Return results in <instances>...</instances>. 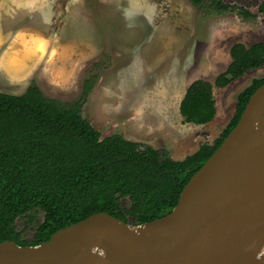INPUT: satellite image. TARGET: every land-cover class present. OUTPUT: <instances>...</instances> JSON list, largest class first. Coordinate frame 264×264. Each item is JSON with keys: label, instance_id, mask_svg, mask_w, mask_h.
Instances as JSON below:
<instances>
[{"label": "rangeland", "instance_id": "obj_1", "mask_svg": "<svg viewBox=\"0 0 264 264\" xmlns=\"http://www.w3.org/2000/svg\"><path fill=\"white\" fill-rule=\"evenodd\" d=\"M223 1L255 16L206 12L189 0H47L51 12L46 23L37 18L24 22L34 20L53 35L43 50L37 47L48 58L46 65L37 59L38 66L21 84L0 74V91L18 94L35 81L45 96L70 102L80 95L83 79L97 74L82 114L101 137L119 133L165 148L171 156L191 154L219 136L234 113L237 95L252 79L264 77L263 65L224 87L213 85L218 117L203 125L183 121L178 103L192 80L213 83L231 61L232 44L264 41L260 0ZM77 55L83 56L79 63ZM34 215L32 222L16 220L26 239L42 219V214Z\"/></svg>", "mask_w": 264, "mask_h": 264}, {"label": "trees", "instance_id": "obj_2", "mask_svg": "<svg viewBox=\"0 0 264 264\" xmlns=\"http://www.w3.org/2000/svg\"><path fill=\"white\" fill-rule=\"evenodd\" d=\"M189 1L206 12L236 13L244 19L255 16L223 0ZM258 9L264 13V0ZM229 55L231 61L213 83L197 78L187 85L179 102L184 122L203 125L214 118L213 85L224 87L248 69L263 66L264 41L249 46L236 42ZM97 76L84 78L80 95L70 102L45 96L35 81L20 94L0 91V242L36 245L97 212L132 224L166 214L192 174L235 126L249 96L264 82V77L254 78L237 95L232 117L211 144H200L176 160L165 148L119 133L101 137L81 113ZM36 212L42 219L32 238L26 239L16 220L32 222Z\"/></svg>", "mask_w": 264, "mask_h": 264}, {"label": "water", "instance_id": "obj_3", "mask_svg": "<svg viewBox=\"0 0 264 264\" xmlns=\"http://www.w3.org/2000/svg\"><path fill=\"white\" fill-rule=\"evenodd\" d=\"M0 264H264V82L169 212L139 224L97 212L36 245L4 240Z\"/></svg>", "mask_w": 264, "mask_h": 264}, {"label": "crops", "instance_id": "obj_4", "mask_svg": "<svg viewBox=\"0 0 264 264\" xmlns=\"http://www.w3.org/2000/svg\"><path fill=\"white\" fill-rule=\"evenodd\" d=\"M50 12L47 0L42 2L41 0L38 2L37 0H0V74L21 84L22 77L30 75L38 66L36 60L44 59L42 53L37 51V47L43 50L46 44L53 41V35H49L48 29L35 26L34 20L32 24L24 22L37 18L44 19L43 22L46 23L50 18ZM47 59H44L45 65ZM75 59L79 63L83 60V56L77 55ZM217 115L216 108L214 118H217ZM169 155L171 156L170 152ZM185 156L171 157L181 160Z\"/></svg>", "mask_w": 264, "mask_h": 264}]
</instances>
